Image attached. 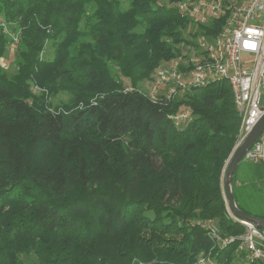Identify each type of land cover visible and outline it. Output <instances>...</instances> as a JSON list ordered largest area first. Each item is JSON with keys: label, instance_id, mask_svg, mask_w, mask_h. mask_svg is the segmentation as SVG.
Here are the masks:
<instances>
[{"label": "trees", "instance_id": "trees-1", "mask_svg": "<svg viewBox=\"0 0 264 264\" xmlns=\"http://www.w3.org/2000/svg\"><path fill=\"white\" fill-rule=\"evenodd\" d=\"M180 1L0 0V264L241 263L208 231L244 229L222 187L240 130L228 81L169 98L138 86L220 27L194 25Z\"/></svg>", "mask_w": 264, "mask_h": 264}, {"label": "built area", "instance_id": "built-area-1", "mask_svg": "<svg viewBox=\"0 0 264 264\" xmlns=\"http://www.w3.org/2000/svg\"><path fill=\"white\" fill-rule=\"evenodd\" d=\"M178 9L194 25H209L221 20L213 34L199 33L195 46L162 61L150 80L148 94L169 98L178 90L201 88L213 81L227 80L240 116V130L234 149L264 114L261 92L264 89V0H181ZM13 34L10 47L15 48ZM189 112L175 116L176 123ZM232 151V152H233ZM244 159L264 166V129L244 155ZM228 215L244 229L237 235L222 236L215 223L208 231L219 246L235 243V253L244 264H264V228Z\"/></svg>", "mask_w": 264, "mask_h": 264}, {"label": "rangeland", "instance_id": "rangeland-1", "mask_svg": "<svg viewBox=\"0 0 264 264\" xmlns=\"http://www.w3.org/2000/svg\"><path fill=\"white\" fill-rule=\"evenodd\" d=\"M123 7L128 6V0H120ZM11 36L14 34L12 32L9 33ZM181 50L188 51L187 49L190 48L189 44H182ZM52 47L50 43L42 52V57L50 58L52 56ZM16 49L9 47L6 50L5 55L2 59V66L3 69L7 73H11L16 68ZM124 84L126 82L124 81ZM150 85L149 80L145 82H140L138 84L144 91H148V87ZM69 99V96L65 93H59L57 96L51 99L53 105L65 102ZM261 104L264 105V89L261 92ZM251 164L246 162L245 159H242L239 164V170L237 171V186L236 190V199L238 204L248 211L252 215H260L264 214V185H262L259 180L255 179L250 171ZM198 264H213L211 261H205L201 259ZM235 264H244V263H235Z\"/></svg>", "mask_w": 264, "mask_h": 264}, {"label": "water", "instance_id": "water-1", "mask_svg": "<svg viewBox=\"0 0 264 264\" xmlns=\"http://www.w3.org/2000/svg\"><path fill=\"white\" fill-rule=\"evenodd\" d=\"M252 130L248 133L245 139L238 145L231 153L229 159L226 162L223 174H222V187L224 192L225 202L232 215L243 221L250 222L258 227L264 228V218L257 217L249 214L240 209L235 201L232 183L235 169L239 162L244 159V155L252 143L258 138L260 133L264 129V114L260 117L257 123L254 125Z\"/></svg>", "mask_w": 264, "mask_h": 264}]
</instances>
